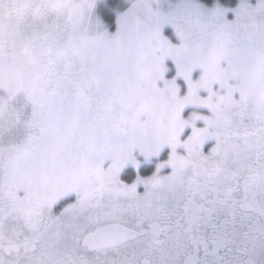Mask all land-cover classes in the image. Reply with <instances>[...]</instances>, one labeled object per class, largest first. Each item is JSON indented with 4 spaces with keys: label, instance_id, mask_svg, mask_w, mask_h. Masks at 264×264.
I'll use <instances>...</instances> for the list:
<instances>
[{
    "label": "snow or ice",
    "instance_id": "1",
    "mask_svg": "<svg viewBox=\"0 0 264 264\" xmlns=\"http://www.w3.org/2000/svg\"><path fill=\"white\" fill-rule=\"evenodd\" d=\"M90 23L0 138V264H264V0H94Z\"/></svg>",
    "mask_w": 264,
    "mask_h": 264
},
{
    "label": "flooded vegetation",
    "instance_id": "2",
    "mask_svg": "<svg viewBox=\"0 0 264 264\" xmlns=\"http://www.w3.org/2000/svg\"><path fill=\"white\" fill-rule=\"evenodd\" d=\"M84 0H0V95L14 100L12 128L27 130L32 109L57 70L87 55L96 33L86 26Z\"/></svg>",
    "mask_w": 264,
    "mask_h": 264
},
{
    "label": "rangeland",
    "instance_id": "3",
    "mask_svg": "<svg viewBox=\"0 0 264 264\" xmlns=\"http://www.w3.org/2000/svg\"><path fill=\"white\" fill-rule=\"evenodd\" d=\"M94 0H84L86 7L85 10V19L88 26V29L92 33H96L95 27L90 23V16L92 14V5ZM16 110L14 109V100L8 96L0 95V127L5 131L12 128V122Z\"/></svg>",
    "mask_w": 264,
    "mask_h": 264
},
{
    "label": "trees",
    "instance_id": "4",
    "mask_svg": "<svg viewBox=\"0 0 264 264\" xmlns=\"http://www.w3.org/2000/svg\"><path fill=\"white\" fill-rule=\"evenodd\" d=\"M86 26H87V23H86Z\"/></svg>",
    "mask_w": 264,
    "mask_h": 264
}]
</instances>
